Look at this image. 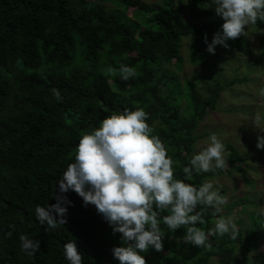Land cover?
Instances as JSON below:
<instances>
[{
	"label": "trees",
	"instance_id": "1",
	"mask_svg": "<svg viewBox=\"0 0 264 264\" xmlns=\"http://www.w3.org/2000/svg\"><path fill=\"white\" fill-rule=\"evenodd\" d=\"M210 3L0 0V264H69L63 245L73 240L83 264H119L112 249L123 244L122 234H113L96 207H85L77 193H66L72 201L67 223L55 230L39 224L35 207L56 202L54 188L74 162L81 136L125 109L139 107L149 113L147 123L175 161L174 177L184 179L182 169L195 154L198 123L218 109L225 88L248 81L247 75L234 76L222 84L219 77L202 95L196 83L185 79L183 85L170 68L183 65L185 36L193 40L190 61L202 68L212 64L205 34L211 42L224 20L213 19ZM253 26L264 47V21ZM228 44L227 53L247 47L242 35ZM121 65L134 66L138 75L121 79ZM54 88L61 98L53 94ZM185 98L189 101L183 114ZM227 147L224 169L194 174L186 182L198 187L231 171L246 174L248 155ZM197 210L203 211L205 223L196 227L206 233L227 214L223 208L218 214L207 207ZM168 214L166 210L159 216L163 250L141 253L147 264H209L213 258L219 264H255L247 253L258 241L263 222L256 227L253 223L247 233L238 228L236 239L229 234L209 236L211 247H198L182 240L186 226L175 232L167 228L162 217ZM21 234L40 241L34 257L21 250Z\"/></svg>",
	"mask_w": 264,
	"mask_h": 264
},
{
	"label": "clouds",
	"instance_id": "2",
	"mask_svg": "<svg viewBox=\"0 0 264 264\" xmlns=\"http://www.w3.org/2000/svg\"><path fill=\"white\" fill-rule=\"evenodd\" d=\"M188 2V0H187ZM216 14L224 20L222 30L208 42L207 51L215 54L216 46L228 48L230 39L247 35L249 25L264 21V0H211ZM121 79L127 81L138 75L134 66L121 65ZM53 94L61 98L58 89ZM261 95L264 96V90ZM149 113L143 108L125 109L122 113L104 118L98 128L81 136L74 162L68 164L62 178L55 186L56 202L35 207V216L46 230H55L67 223L68 207L72 201L66 193L74 191L82 197L85 207L93 204L112 227L113 234L121 233L123 244L112 249L119 264H147L145 256L150 248L163 250L165 232L160 228V213L167 228L175 232L186 226L182 240L198 247H211L209 236L231 234L236 239L238 228L231 217H221L207 233L197 223L204 224L203 211L198 206L222 211L227 197L211 181L200 186L192 181L194 174L224 169L225 144L216 134L209 136V143L194 154L183 167L184 179L174 177L173 158L154 129L147 123ZM255 126L261 116L257 114ZM257 148L264 150V135L258 136ZM155 206V210H154ZM9 237L12 232L7 233ZM21 250L34 257L40 250V241L26 234L19 237ZM69 264H83V257L76 242L63 245Z\"/></svg>",
	"mask_w": 264,
	"mask_h": 264
},
{
	"label": "rangeland",
	"instance_id": "3",
	"mask_svg": "<svg viewBox=\"0 0 264 264\" xmlns=\"http://www.w3.org/2000/svg\"><path fill=\"white\" fill-rule=\"evenodd\" d=\"M214 10L215 20H223L216 14L215 5L210 3ZM256 27L249 25L245 38L247 47L243 51L234 49L227 53L223 46L217 45L215 54L206 52L212 64L200 67L190 61V46L192 38L183 37L181 67L170 66L184 85L185 79L197 85V90L202 95H207L210 87L215 85L220 77L221 83L230 82L234 76L244 77L248 81L237 83L225 88L218 101V109L206 115L194 130L198 139L194 145V152L197 153L209 143V136L216 134L225 144V159L228 158V145H233L241 154L246 153L248 159L245 161L246 174L242 171H231L216 178H209L216 185L220 193L227 197V204L222 206L223 217H231L245 233L254 223L260 225L263 222L262 230L257 234L258 241L254 244L253 250L249 251L251 261L255 264H264V150L257 148L258 136L264 135V131L258 129L255 124L256 116L261 119L259 127L264 129V47L259 44ZM184 42V43H183ZM188 99L181 103V113L185 114ZM237 204V207H235ZM229 208V209H228ZM263 215V219L259 215ZM215 223V222H214ZM231 236V234H229ZM246 236V234H245ZM209 264H219L218 260L211 259Z\"/></svg>",
	"mask_w": 264,
	"mask_h": 264
}]
</instances>
